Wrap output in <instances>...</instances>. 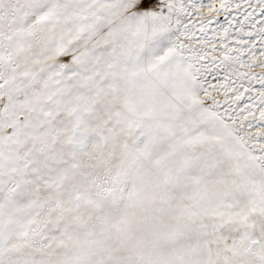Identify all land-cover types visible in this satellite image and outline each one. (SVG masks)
Masks as SVG:
<instances>
[{
  "label": "snow or ice",
  "instance_id": "1",
  "mask_svg": "<svg viewBox=\"0 0 264 264\" xmlns=\"http://www.w3.org/2000/svg\"><path fill=\"white\" fill-rule=\"evenodd\" d=\"M0 264H264V0H0Z\"/></svg>",
  "mask_w": 264,
  "mask_h": 264
}]
</instances>
